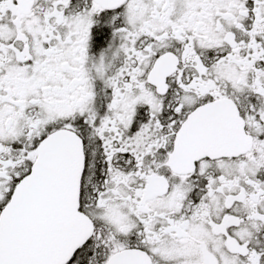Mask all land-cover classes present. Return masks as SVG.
Wrapping results in <instances>:
<instances>
[{
	"label": "snow or ice",
	"instance_id": "6c2138e0",
	"mask_svg": "<svg viewBox=\"0 0 264 264\" xmlns=\"http://www.w3.org/2000/svg\"><path fill=\"white\" fill-rule=\"evenodd\" d=\"M0 264H264V0H0Z\"/></svg>",
	"mask_w": 264,
	"mask_h": 264
}]
</instances>
